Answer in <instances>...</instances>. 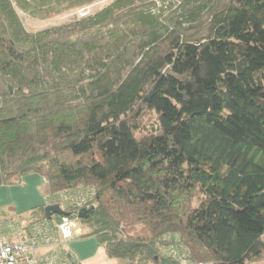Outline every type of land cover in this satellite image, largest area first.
Wrapping results in <instances>:
<instances>
[{"label": "trees", "instance_id": "1", "mask_svg": "<svg viewBox=\"0 0 264 264\" xmlns=\"http://www.w3.org/2000/svg\"><path fill=\"white\" fill-rule=\"evenodd\" d=\"M96 1L0 0V185L95 188L80 236L121 264H264V0L20 14Z\"/></svg>", "mask_w": 264, "mask_h": 264}, {"label": "built area", "instance_id": "2", "mask_svg": "<svg viewBox=\"0 0 264 264\" xmlns=\"http://www.w3.org/2000/svg\"><path fill=\"white\" fill-rule=\"evenodd\" d=\"M95 193V188L88 187L58 194L52 204H59L69 215L52 216L33 224L16 220L0 226V264H68L67 243L74 236V221L83 208H88ZM13 233L22 237L8 239Z\"/></svg>", "mask_w": 264, "mask_h": 264}, {"label": "crops", "instance_id": "3", "mask_svg": "<svg viewBox=\"0 0 264 264\" xmlns=\"http://www.w3.org/2000/svg\"><path fill=\"white\" fill-rule=\"evenodd\" d=\"M46 185L45 176L38 172L25 175L20 184L0 185V212L10 210L13 214L16 213L13 217H19V215L28 213L32 208L49 204L51 199L45 191ZM8 237L13 240L22 236L15 234ZM68 248L72 256L83 264L95 260L101 253L108 257L105 249L94 236L83 238L77 234L68 241Z\"/></svg>", "mask_w": 264, "mask_h": 264}, {"label": "rangeland", "instance_id": "4", "mask_svg": "<svg viewBox=\"0 0 264 264\" xmlns=\"http://www.w3.org/2000/svg\"><path fill=\"white\" fill-rule=\"evenodd\" d=\"M109 0H99L96 2H93L92 4L86 5L79 9H74L71 11H67L65 13L52 16L51 18H34L26 13H23L20 11L22 20L29 30H39L43 29L47 26H50L52 24H58L64 21H67L68 19L74 17L75 15H84L85 13H88L89 11H95L96 9L102 8L104 4H106ZM156 119V114L154 112H149L144 116L145 123L153 122ZM48 193V187L46 185V190ZM4 212H0V226H4L7 222H15L16 220H20L18 216L13 217V215H16V213L10 212V210H3ZM30 212V211H29ZM28 212V213H29ZM26 213L25 215H27ZM21 222L25 223L23 220H20ZM75 228H74V236L78 234V236L82 232V226L80 224L79 219H76L75 221ZM15 235V233H13ZM15 238V237H14ZM68 246V243H67ZM93 262H96L95 264H121L122 261L118 258L110 259L105 256L104 253H101L95 260L87 261L86 264H91ZM83 264V263H82Z\"/></svg>", "mask_w": 264, "mask_h": 264}, {"label": "water", "instance_id": "5", "mask_svg": "<svg viewBox=\"0 0 264 264\" xmlns=\"http://www.w3.org/2000/svg\"><path fill=\"white\" fill-rule=\"evenodd\" d=\"M90 211H91V209H89V208H83L79 213V217L80 218H86L88 216V214L90 213ZM45 212H46L47 218H52V216L54 214H58V215H69L70 214L68 211L61 208V206L57 203L47 204L45 207Z\"/></svg>", "mask_w": 264, "mask_h": 264}]
</instances>
